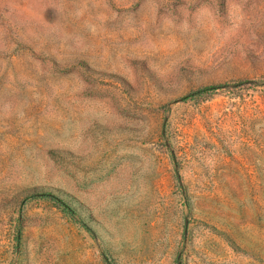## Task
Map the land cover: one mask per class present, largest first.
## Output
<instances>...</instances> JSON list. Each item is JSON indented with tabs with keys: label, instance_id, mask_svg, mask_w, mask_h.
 Here are the masks:
<instances>
[{
	"label": "rangeland",
	"instance_id": "374dc122",
	"mask_svg": "<svg viewBox=\"0 0 264 264\" xmlns=\"http://www.w3.org/2000/svg\"><path fill=\"white\" fill-rule=\"evenodd\" d=\"M0 264H264V0H0Z\"/></svg>",
	"mask_w": 264,
	"mask_h": 264
},
{
	"label": "trees",
	"instance_id": "16d2710c",
	"mask_svg": "<svg viewBox=\"0 0 264 264\" xmlns=\"http://www.w3.org/2000/svg\"><path fill=\"white\" fill-rule=\"evenodd\" d=\"M217 90H218V87L210 86V87H206V88L199 90L197 94L198 95H205V94H210V93L216 92ZM35 196L53 201V202H55L61 206H65V203L59 197L55 196L52 193H43L42 192V193L36 194ZM65 207H67V209L69 211H71V209L68 206H65Z\"/></svg>",
	"mask_w": 264,
	"mask_h": 264
}]
</instances>
